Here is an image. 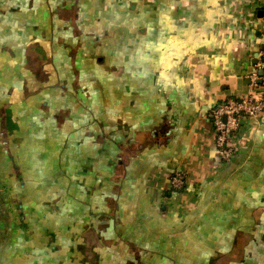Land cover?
Returning a JSON list of instances; mask_svg holds the SVG:
<instances>
[{
    "label": "crops",
    "instance_id": "1",
    "mask_svg": "<svg viewBox=\"0 0 264 264\" xmlns=\"http://www.w3.org/2000/svg\"><path fill=\"white\" fill-rule=\"evenodd\" d=\"M255 65L264 0H0V264H264Z\"/></svg>",
    "mask_w": 264,
    "mask_h": 264
},
{
    "label": "built area",
    "instance_id": "2",
    "mask_svg": "<svg viewBox=\"0 0 264 264\" xmlns=\"http://www.w3.org/2000/svg\"><path fill=\"white\" fill-rule=\"evenodd\" d=\"M262 66L255 65L247 76L250 81V91L242 99H226L210 112V119L215 133V147L219 158L229 163L235 155L233 137L238 131L240 122L244 119L255 120L264 113V75L259 72ZM170 186L176 192L186 187V178L179 172L170 177Z\"/></svg>",
    "mask_w": 264,
    "mask_h": 264
},
{
    "label": "water",
    "instance_id": "3",
    "mask_svg": "<svg viewBox=\"0 0 264 264\" xmlns=\"http://www.w3.org/2000/svg\"><path fill=\"white\" fill-rule=\"evenodd\" d=\"M259 75H260V76H263V75H264V72H263V71H261V72L259 73Z\"/></svg>",
    "mask_w": 264,
    "mask_h": 264
}]
</instances>
